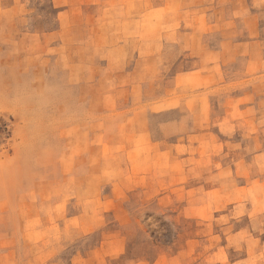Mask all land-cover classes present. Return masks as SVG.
<instances>
[{"label": "rangeland", "instance_id": "1", "mask_svg": "<svg viewBox=\"0 0 264 264\" xmlns=\"http://www.w3.org/2000/svg\"><path fill=\"white\" fill-rule=\"evenodd\" d=\"M8 8L9 43L0 47V264H264V157L255 158L264 139L197 126L192 73L223 59L229 41L234 54L216 89L240 95L249 83L258 91L264 0H10ZM166 40L190 46L167 51ZM205 48L208 58H200ZM190 51L197 59L184 56ZM136 52L143 59L131 78ZM98 70L103 95L80 87L82 72L90 78ZM177 70L190 73L172 83ZM206 111L221 123L257 113ZM181 116L179 127L162 125ZM98 119L100 136L92 128ZM98 146L104 156H83ZM237 146H247L246 158L233 153Z\"/></svg>", "mask_w": 264, "mask_h": 264}, {"label": "crops", "instance_id": "2", "mask_svg": "<svg viewBox=\"0 0 264 264\" xmlns=\"http://www.w3.org/2000/svg\"><path fill=\"white\" fill-rule=\"evenodd\" d=\"M9 5H10V0H0V30L2 31L6 25L5 23L8 22L9 19ZM8 24V23H7ZM2 36H0V47H2V53L4 52L3 47H5L6 45H8L9 41L7 40L6 37H4L3 31H2ZM167 43H165V49L168 51L170 48L176 46V48L178 49L179 47L182 49H186L188 46H190L187 41H177V45H175V43H169V40H166ZM130 44L132 46V40L130 41ZM227 44H229V41H224V43L222 44L224 49H223V55H225V57H223V59H221L219 62H217L214 65H210V64H204L202 63L200 66H197V68H195L193 70V76H194V84L195 86H198L200 89L198 93L200 95V99L199 102H197V106L195 105V110H199V114H197L195 117L196 118V124L197 126L201 127L204 124H207L209 122L210 124V128H209V135H211L210 131H213V127L212 126H218L219 124L226 125V127H230L231 130L228 131L229 135H233L236 134L237 137H244L247 132L250 133L254 132L251 136H255L256 140H260L261 138L264 139V71H260L261 73H263V81H260L258 84V91L255 92H251V89L249 88V83H247V85H245V88L247 86V89H244L241 91V94H235L234 91L231 90L230 87H226L223 89H216L217 86V79L216 77L220 76H228L227 75V71L230 67V65L227 62V57H229V59L231 58V56L234 54V46L231 47H227ZM242 44V43H241ZM230 45V44H229ZM179 46V47H178ZM210 49L205 48L203 49V51H201L200 54V58H208V52ZM164 52V51H163ZM185 57H189L192 59H197L195 58V56L191 57V51L190 53L187 52L184 54ZM130 62L133 63L132 66H130V77L134 78V76H138L137 71L139 70L138 66L140 64V62H142V56L141 54H138L136 52V54L134 56H129ZM152 59H154L153 57V53H148L146 55V62L148 63L149 61H152ZM197 61V60H196ZM152 63V62H151ZM151 63L149 64V69L150 71V76L153 77L155 74V68L153 66H151ZM148 65V64H147ZM249 64L245 65V69H243L242 74H241V78L242 81L246 78L250 77V70L247 68ZM199 67V68H198ZM190 73L185 72L183 70H177V72H175V74L172 77V83H176L178 81H180V77H182V74H188ZM82 83L80 85V87L83 90H87L91 93H97V95H103L105 94V91H103V87L102 85H100L102 78H105V72H102V75H100V70L97 71L96 75H92L93 77H88L89 75H86V73L82 72ZM231 78H233L234 76L231 75ZM94 81H97V85L94 84ZM244 82V81H243ZM133 84V83H132ZM151 84H154V80H149L148 83H146L145 85V92H149L150 90V86H152ZM100 86L102 89H100ZM244 87V86H243ZM137 88L136 85H131L130 86V92H132V94L135 93V89ZM216 89V90H215ZM196 90V91H197ZM210 97V98H209ZM172 101H170L169 104H171ZM135 105L133 102L131 103V107L134 109ZM208 105L211 106L212 109H219V108H224V109H229V108H236L239 109L240 111H257L252 113L253 116L251 117H246L243 118L241 121H235V120H230L227 121L226 123H221L219 116L216 114H211L209 117L207 116V108ZM94 105L88 104L87 107L93 108ZM139 107V106H138ZM138 107H136L138 109ZM104 108V104H101V109H100V103H98L97 105V112H100V110H103ZM171 109H168L169 111H174L173 108L176 107H169ZM180 109V107L178 108V110ZM206 112V113H205ZM98 116H100V114L98 113ZM182 116L179 119L176 120H165L162 125L163 126H171V125H176L177 127L181 126L182 124ZM240 125L243 126V128H240ZM100 119H98L97 121V125H93V135L96 136H100V134H102V130L100 129ZM239 126V129H237L236 127ZM249 127V128H246ZM246 128V129H245ZM252 128V129H251ZM104 132V131H103ZM207 133V130L205 131ZM166 139L164 140L165 142L168 140V136H165ZM174 139L180 141L181 137L179 135V133H177V135H173ZM210 138V137H209ZM206 139L203 138L201 139V141H205ZM210 141V140H209ZM246 147H239L237 146L233 151V153L238 157V158H246L248 155L247 153H245L246 151ZM264 152V148H261ZM101 152V153H100ZM88 156L83 155L84 157H89V158H93V157H100L105 155L104 151H100V147L98 146L97 149L92 150L91 152L87 153ZM158 154L155 153L154 157L153 155H151V153H148V157L150 159H155L156 156ZM167 155V154H166ZM161 156H163V154H161ZM264 157V153L262 154H256L255 158L258 157ZM175 157V156H174ZM211 157V156H210ZM176 158V157H175ZM174 158V161H181L180 158L178 157L177 159ZM212 158V157H211ZM152 166H155L154 163L156 162H151ZM90 168V167H89ZM100 169V168H99ZM99 169H92L89 170L90 173H99Z\"/></svg>", "mask_w": 264, "mask_h": 264}, {"label": "trees", "instance_id": "3", "mask_svg": "<svg viewBox=\"0 0 264 264\" xmlns=\"http://www.w3.org/2000/svg\"><path fill=\"white\" fill-rule=\"evenodd\" d=\"M3 133H6L7 134L6 137H9L11 135L10 132H9V130H8V125H5Z\"/></svg>", "mask_w": 264, "mask_h": 264}]
</instances>
